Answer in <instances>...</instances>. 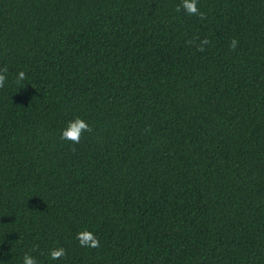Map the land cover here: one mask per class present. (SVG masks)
<instances>
[{
	"label": "trees",
	"instance_id": "16d2710c",
	"mask_svg": "<svg viewBox=\"0 0 264 264\" xmlns=\"http://www.w3.org/2000/svg\"><path fill=\"white\" fill-rule=\"evenodd\" d=\"M180 4L0 0V264H264V0Z\"/></svg>",
	"mask_w": 264,
	"mask_h": 264
},
{
	"label": "clouds",
	"instance_id": "9594fccd",
	"mask_svg": "<svg viewBox=\"0 0 264 264\" xmlns=\"http://www.w3.org/2000/svg\"><path fill=\"white\" fill-rule=\"evenodd\" d=\"M177 12L183 11L185 14L189 16H197L200 19H204L205 14L200 11L198 8V0H181V4L177 5ZM186 43L192 45L194 41L189 40ZM210 43L207 37H204L200 40L199 44H196V50L203 52L205 51V45ZM238 41L233 38L229 44V48L235 50L237 47ZM7 72L8 69L5 67L0 69V88L5 86V82L7 80ZM26 79V74L24 71H19L17 73V82L23 81ZM93 132L92 127L82 118L76 117L73 120H70L66 127L61 131L60 138L62 140L70 141L73 144L80 143L81 137L83 133ZM76 239L79 242L81 247L87 248H99L100 240L99 238L90 230L84 229L76 233ZM35 249H30L28 252H25L22 258V264H39L36 257L31 255L30 253ZM67 255V251L62 246L53 247L49 249L48 256L51 260H60L65 258Z\"/></svg>",
	"mask_w": 264,
	"mask_h": 264
}]
</instances>
